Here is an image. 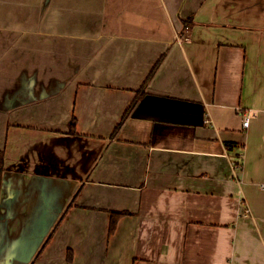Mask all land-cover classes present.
Here are the masks:
<instances>
[{
  "label": "crops",
  "instance_id": "obj_1",
  "mask_svg": "<svg viewBox=\"0 0 264 264\" xmlns=\"http://www.w3.org/2000/svg\"><path fill=\"white\" fill-rule=\"evenodd\" d=\"M0 149V264H264V0H0Z\"/></svg>",
  "mask_w": 264,
  "mask_h": 264
},
{
  "label": "trees",
  "instance_id": "obj_2",
  "mask_svg": "<svg viewBox=\"0 0 264 264\" xmlns=\"http://www.w3.org/2000/svg\"><path fill=\"white\" fill-rule=\"evenodd\" d=\"M182 21L184 23V26H187V24L189 25L190 21L188 19H182ZM117 128L118 126H116L115 130H117ZM70 132L75 133V122L73 120L70 122ZM3 164H4V151L0 149V172H2L3 170ZM122 214L123 212H114V211L112 212L110 219V228H109L110 233L113 230L116 221ZM48 239L46 240V242L48 241Z\"/></svg>",
  "mask_w": 264,
  "mask_h": 264
},
{
  "label": "built area",
  "instance_id": "obj_3",
  "mask_svg": "<svg viewBox=\"0 0 264 264\" xmlns=\"http://www.w3.org/2000/svg\"><path fill=\"white\" fill-rule=\"evenodd\" d=\"M238 111H240L241 113V109H238ZM243 115V118H242V125L244 127H248L249 125V121H250V115L248 113H241ZM261 188H264V184L261 185Z\"/></svg>",
  "mask_w": 264,
  "mask_h": 264
}]
</instances>
